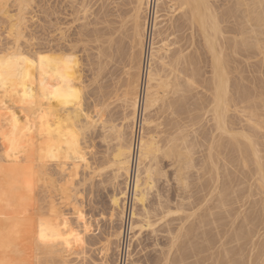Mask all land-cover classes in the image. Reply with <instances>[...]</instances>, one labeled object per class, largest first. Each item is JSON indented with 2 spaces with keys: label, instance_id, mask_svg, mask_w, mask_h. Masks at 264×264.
<instances>
[{
  "label": "bare ground",
  "instance_id": "1",
  "mask_svg": "<svg viewBox=\"0 0 264 264\" xmlns=\"http://www.w3.org/2000/svg\"><path fill=\"white\" fill-rule=\"evenodd\" d=\"M9 1L0 0V25H7L6 34L16 33L19 36L33 3L30 0ZM129 1L128 4L126 0L131 6L130 15L124 21L129 44L122 46L120 42L121 45H116L117 49H114L112 39L107 35L109 39L104 43L108 42L114 51L111 52L110 46L108 52L105 46L93 58H97L94 66H97L99 73L103 70V60L108 61V58L120 53L128 58L130 66L127 64L129 70L125 72L127 78L124 82L127 90L123 93L130 109L123 116L126 124L118 127L115 120L108 116L109 100L104 94L94 108V123L105 135L102 143L109 138L115 141V146H110L114 147L113 152H104L109 155L108 160L105 161L107 154L101 155L105 156L106 164L109 162L106 166L111 168L108 173L112 170V174L109 173L112 175L109 183L113 190L110 196L111 224H114V220L120 222L119 227H113L114 231L106 239V250L115 246L116 264H132V243L137 242L143 232L149 231L155 238L154 264H188L191 257L195 259L205 253L209 254L211 261L216 259L218 264H264V69L259 67L260 63H264V0ZM10 9H14V12ZM161 12L172 16L169 20H162ZM183 41L185 44H182ZM193 44L198 49L191 53L189 49ZM8 47L11 49V44ZM102 48L98 47L97 51ZM257 56L262 58L255 65L252 60ZM0 59L3 60L0 61V133H13L11 142L8 140L13 147L9 146V149L14 150V146L22 144L21 147L25 149L22 152L24 163L28 167L25 172L16 170L17 167H8L0 172V210L21 209L32 198L30 193L35 191L36 184L47 182L48 177L53 175L45 161L50 134L37 131L40 124L36 122L39 117H46L42 109L45 98L37 92L28 95L22 88L25 79V59L22 56L14 51ZM247 68H250L248 73ZM250 71L253 76L245 78ZM6 75H9L8 79ZM163 86H167L174 96L179 95L174 104L178 109L184 107L185 111L180 109L183 114L189 113L191 105H196V109L203 105L207 111L199 113L202 109H197V114H194L195 108H192L190 114L193 111L195 117L191 118L198 122L204 117L211 118L207 119L211 124H208V132L205 130L207 135L203 133L205 144H200L199 140L194 145L205 146L206 154L202 156L200 167H197L201 172L197 180L203 183L200 191L202 197L193 213H189L191 207L187 202L189 172L191 167H195L193 147L189 145L190 135L186 134L190 125L185 123L180 126L176 123L178 128H173L174 132L166 138V144L161 145L162 124L157 123L159 121L154 118L156 113H153L157 106H167L159 98V88ZM208 92L211 95L207 99L205 93ZM8 103L17 105L19 118L14 116ZM185 106L189 107L188 110ZM50 112V109L49 112L47 110V120ZM173 112L174 118L177 113ZM189 115L188 119L183 116L190 121ZM56 130L62 132L57 127ZM21 131L26 138L17 144L15 134ZM32 139L36 142L31 144ZM5 143L0 149H4L0 153L1 164L6 158L10 159V154L4 152ZM169 144H172L170 148ZM166 147L168 151L164 150ZM104 166L99 170L98 163L94 176L107 175L101 173ZM52 184L55 188L57 181ZM38 191L39 197L41 195L38 198L41 217L34 234V259L31 264H63L62 258L56 256L62 242L59 244L55 237L56 226L46 210L49 209V202L46 207L47 195L45 193L44 197ZM191 217H194V222ZM237 220H240L239 224H236ZM31 222L20 220L15 213L0 220V264H21L17 238ZM223 227L229 229L227 242L223 241L221 234ZM159 235H163V244L157 242Z\"/></svg>",
  "mask_w": 264,
  "mask_h": 264
},
{
  "label": "rangeland",
  "instance_id": "2",
  "mask_svg": "<svg viewBox=\"0 0 264 264\" xmlns=\"http://www.w3.org/2000/svg\"><path fill=\"white\" fill-rule=\"evenodd\" d=\"M41 1L40 4V0H30V3L33 4L30 5L31 8L28 10V18L19 36H17L16 33L10 35L7 33V35V25H0V57L2 58L3 55L9 56L14 51L22 56L23 59H25V62L23 63L25 79L23 80L22 88L25 89L24 91L27 92L28 95L37 92L45 98L43 103L44 108L42 107V109L44 114H46V117H39L36 122L40 124L37 127V131L45 133L47 131V133L50 134L47 142L48 147L45 149V152H47L45 161L47 162L49 171L51 170V175L52 173L53 175L48 177L49 180L47 182L42 181L36 184L35 191L30 193L32 198L26 201L21 209L14 208L0 210V220H5L9 215L14 213L18 215L20 220L27 221V223L31 222L32 219V222L20 233L18 236L19 238H17V245H19L18 249L21 250V256L19 257L21 264H31L34 259L33 248L35 244L36 226L41 217L39 213L41 202L40 199L38 200V198L41 197V195L39 197V189L42 196L46 197L47 195L46 207L49 202V209L46 208V210H48L47 212L51 221L53 220L52 222L56 226L57 235L55 237L58 239L59 244L62 242V245L60 244V246H58L59 249L56 256L62 258L60 259L63 264H116L117 252L115 246H112L109 251L106 250L105 246L107 242L106 239L109 237L110 232L114 231L113 227L118 228L120 222H118L119 220H114V224H111L110 196L112 195L113 190L111 186L112 184L109 183L112 175L110 176L109 173L112 174V170L108 173V170L111 168L106 167L109 162L106 164L105 161L108 160L107 157L109 158V155L106 153V156L104 153L109 152V150L110 152H113L111 150H113L114 147L111 148L110 146H115V141H112V138H109L102 143L103 140L101 139H104L105 135L100 132V127H97L96 123H94L96 119V109L94 108L95 105L101 101V96L104 94L109 100V112L107 110L108 116L113 118L112 120H115V124L118 127H122L123 124H126L123 116L124 114H128L130 109L128 108L126 98L123 97V93L127 90V86H125L124 83L127 78L125 72L126 70H129L127 64L129 68L130 66L128 58H124L120 53L121 56L116 54L114 58H108V61L103 60V70L102 73H99L96 68L97 66H94V63L96 65L97 58L94 59L95 61L93 58H95L94 55L97 53H101L105 46L107 51L110 49L111 45L109 46L108 42L107 44L104 43L110 37L114 49H117L116 45H121L120 42H122V46L129 44L124 21L127 19V15H130L131 6L128 5L130 1L127 0L128 4L126 0ZM9 2H12V0ZM124 2L127 5L124 4ZM39 5H41L43 12ZM71 5H73V7ZM13 10L14 9H10L11 12H14ZM31 10L33 11L31 12ZM48 10H50L51 13ZM46 13L48 14L45 15ZM161 15L163 16L162 20L167 18V20H169V17L172 16V14H169L168 16L167 12H161ZM176 16H178L177 13ZM165 23L168 25V22ZM98 31L101 34H99ZM98 36L101 38H96ZM183 43L185 44V41H183L182 44ZM9 44H11V49H9L10 46L8 47ZM98 47L102 49L97 51L99 50ZM113 47L111 46V52L114 51ZM196 49H198V46L195 48L193 44L189 51L193 53ZM256 58L255 60H252V62L255 63V65H258L256 64V61L257 63L261 62L260 59L262 57L257 56ZM0 61L3 60L0 59ZM260 65L261 66L259 67L264 69V63H260ZM246 70H248V73L250 68H247ZM251 71L253 70L251 69ZM251 71L247 74V77L245 74V78L250 79V77L253 76ZM7 74L9 73L7 72ZM8 76L9 75H6L7 79ZM99 91L101 93L103 91V93L101 94ZM205 94L207 95H205L207 99L208 96L211 95L210 92ZM99 95L100 97H98ZM165 95L166 98L164 97ZM202 97L204 99V95ZM159 98L167 104V106L164 105V107L161 105L157 106L153 113V115L156 113L155 115L157 117L154 115V118L159 121L157 123L162 124L160 128L163 132V138L160 136L162 138H160L162 146L166 144V138L173 134V128H178L177 124H181L180 126L185 123L190 125L187 128L189 134H186L190 135L189 145H192L191 147H193L192 159L195 167H191L189 172L190 189L188 193L189 200L187 202L191 207L189 213H193L195 212V206L199 203L201 200L200 198L202 197L200 191L203 183L197 180L198 175L201 174L197 167H200V163L202 164L201 161L203 160L202 156H205L204 154H206V150L204 151L205 146H202L205 144L203 143V138L205 139L203 136H206L208 129H210L211 124H209L207 119L211 118L206 117V119H204V117L202 119V121L204 120L203 122H198V120L192 119L195 117L192 114L193 111H195L194 114H197V109H202L199 113L207 111V108L206 110L204 109L206 106L203 105L201 106L202 108L198 107L197 109L196 105V107L194 105L192 107L191 105L190 108L185 106L186 110L189 108V113L187 111V113L183 114V111H185L184 107L178 109V106H176L177 104H174V102L176 103L177 101H175V99H178L179 95L174 96L169 93V88L167 86L159 88ZM207 99L204 100L206 101ZM205 101L203 103H205ZM173 104L177 107L176 110L174 109L175 107ZM47 105L51 110V115L48 120L47 116L49 113L47 114V110L49 112V109L46 107ZM10 106L12 107L11 111L15 114L14 116L16 117L17 115L19 118L20 115L18 114L20 113L17 105L12 103ZM192 108L195 109L191 111L192 113L190 114V109L192 110ZM178 110H180L179 114L177 113ZM172 112L178 114L174 117L176 118L175 120L172 117ZM183 115L186 117L189 115L190 121L192 120L193 123L186 120L188 117L186 118ZM177 116H179L178 119ZM43 122L45 123L42 124ZM46 123L48 124L46 125ZM173 123L175 124L172 126ZM208 124L210 125L209 127ZM56 127L62 130V132L59 133L58 130H56ZM205 130H207V132ZM3 131L6 132L5 130H2V132ZM183 131L185 130L183 129ZM196 132H198L197 135H195ZM11 133H8V135L7 133H0V149L3 148V144L6 140L11 142L13 138V133ZM203 133L205 134L203 135ZM15 136H17V138L15 137L14 141H16L15 143L17 144H20L21 140L26 138L22 131L19 134H15ZM3 140L5 141L3 142ZM198 141L202 144L201 147L194 146L197 144L195 142ZM8 142L5 143L6 146L4 145V152L10 154V159L6 158L2 164L0 163V165H3L2 167L0 166V172L6 170L8 167H13V169H16L17 167L16 170L25 172L28 168L27 163H24L25 156L22 153L25 149L21 147L22 144L20 146H14V150L9 149V146L12 148L13 145L9 142L10 145ZM33 142H36V140H30L31 144ZM107 142H109L110 145ZM168 146L170 148L172 144H169ZM108 147H110V149H108ZM2 150H0V153ZM164 150L168 151L169 149L166 147ZM94 153H96L97 156ZM228 153L229 152H225V154ZM102 154L106 156V160L104 159L105 156H101ZM98 156H100L99 159ZM101 157L103 158V161L105 160L103 164V161L100 160ZM92 158H94L95 161ZM97 161H101V163L98 162L100 166L99 170H101L102 166L106 164L104 166L105 169H103L101 173L107 174L108 177L104 174H101V179L96 174L94 176V168L98 167ZM94 163H97V165ZM57 172L60 173L61 178ZM103 177H106V180H104ZM108 178L109 180L107 181ZM101 180L104 181V183L101 182ZM163 180L164 178L161 182ZM54 181H57L55 188L52 184ZM97 184L101 187L98 188ZM161 185H163V183ZM34 206L37 208L34 209ZM192 219L193 220L191 221L194 222V217ZM239 222L240 220H237L236 224H239ZM226 229V227L220 229L224 242H227V240L229 241V229ZM224 233H226V235H224ZM21 235L23 236L21 237ZM151 235L149 231H145V233L143 232V235L139 237L137 242H133L134 245L132 243V249L130 248L131 253L133 251L132 261H134H131L132 264H134L135 261L136 264L153 263L154 258L152 259V257H156V253L154 252L156 251V248L154 249L155 238ZM159 236L158 240H156L158 244H163L164 239L161 237L163 235ZM29 239L32 241L30 240L28 242ZM27 242L28 245H26ZM215 251L218 252V250ZM208 255V253H205L202 254V257L200 255L198 256L199 258L195 257V259L191 257L188 264H196L197 262V264H212V262L213 264H218L216 259H212L213 261H211Z\"/></svg>",
  "mask_w": 264,
  "mask_h": 264
}]
</instances>
